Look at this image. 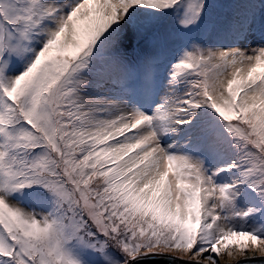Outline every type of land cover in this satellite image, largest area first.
<instances>
[{
  "label": "snow or ice",
  "instance_id": "snow-or-ice-1",
  "mask_svg": "<svg viewBox=\"0 0 264 264\" xmlns=\"http://www.w3.org/2000/svg\"><path fill=\"white\" fill-rule=\"evenodd\" d=\"M0 264H264V0H0Z\"/></svg>",
  "mask_w": 264,
  "mask_h": 264
}]
</instances>
